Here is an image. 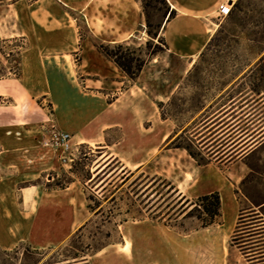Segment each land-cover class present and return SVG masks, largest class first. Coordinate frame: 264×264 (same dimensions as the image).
Masks as SVG:
<instances>
[{"label": "crops", "instance_id": "obj_1", "mask_svg": "<svg viewBox=\"0 0 264 264\" xmlns=\"http://www.w3.org/2000/svg\"><path fill=\"white\" fill-rule=\"evenodd\" d=\"M165 1L175 16L159 35L171 58L146 63L134 81L97 46L139 49L145 27L137 0L0 1V40L25 42L18 76L0 79V98L10 104L0 109L1 251L62 247L152 161L150 176L142 177L150 183L136 198L146 189L157 195L162 181L174 187L172 205L217 193L219 221L180 232L164 220H123L116 223L120 240L79 264H227L240 211L258 210L246 197L247 180L264 184V49L211 42L219 6L231 0ZM220 47L235 53L224 58ZM39 99L49 115L41 108L33 117L31 102ZM36 121L69 133L73 145L100 146L106 164L118 163L120 186L94 211L75 182L57 190L31 184L57 164L41 137H28ZM43 256L37 264H45Z\"/></svg>", "mask_w": 264, "mask_h": 264}, {"label": "rangeland", "instance_id": "obj_2", "mask_svg": "<svg viewBox=\"0 0 264 264\" xmlns=\"http://www.w3.org/2000/svg\"><path fill=\"white\" fill-rule=\"evenodd\" d=\"M1 1V0H0ZM143 1L151 0H137L139 3L143 16L144 27L143 34H139V41L137 44H141L139 50L145 57L147 63L152 60L168 59L171 58L165 50L161 39H151L146 33V15L148 22L150 23L153 32H160L161 27L167 21L169 12H171L169 6H162L160 4L152 2L154 7H148L146 11L143 9ZM167 4V3H166ZM231 10L227 16H220L217 12L216 23L219 25L217 31L213 34L211 42L215 45H234L240 43H249L255 46V50L250 53L259 54L264 49V0H231ZM216 15V14H215ZM160 27V29H159ZM136 43H132L129 48H135ZM25 47L23 40L14 38L10 40H0V79L14 78L19 74V53ZM112 47V46H111ZM221 50H217V53L221 54L224 58L231 57L232 51L230 47H220ZM152 52H156L155 55H151ZM237 52V51H236ZM73 61L76 64L78 62V56L73 57ZM148 87V93L151 95V80L148 79L145 82ZM4 87V86H2ZM6 98H0V109L7 108L10 104ZM18 110V116L22 114L19 112L20 107L16 105ZM45 109L49 115V105L43 100H32L31 102V114L35 117L36 112H40V109ZM166 107L164 113L166 115ZM53 128L51 122L44 123L42 121H36L30 126L31 139L42 138L41 143L48 136V131ZM10 133V132H8ZM15 136L19 137L17 132ZM119 135L113 133L112 138L117 139ZM48 148V147H45ZM71 154L74 156L73 161L69 164H62L58 158H55L57 164L53 168L54 171H45L40 174L36 181H33L32 185H41L46 188V185L51 186V189L57 190L58 187L55 184L66 187L70 180L75 182V186L81 191L86 199V202L90 206L100 205L110 198L115 192L116 188L120 186V180L122 179L119 172V165L115 160L106 164L107 156H105L103 149L100 146H85V145H73L71 143ZM102 156V157H101ZM101 157V158H100ZM103 161V162H102ZM58 165V166H57ZM152 161L138 173L132 181H129L123 189L117 193L114 198L117 201L110 203V201L103 204L91 217L90 223L81 233L77 234L73 238H70L62 247L47 251L45 254L41 251V254L47 256L46 262H81L84 256H88L93 253L94 250L101 248L109 243L118 242L119 231L116 227V223L123 220L132 221L133 217L136 219H158L164 220L165 224L177 225L183 229H190L197 225L199 222L195 220L187 219L184 221H176L179 218L178 210H172L169 208L175 198L168 194V189L165 185L166 181L160 182L156 190L157 195L151 197V193L145 194L143 192L137 198L136 194L146 187L150 180L146 181V178H142L145 174L150 176ZM71 171L76 172L80 179H77L71 174ZM91 176L92 180L87 181V177ZM107 190L100 198L96 197L93 192L103 187ZM50 189V188H49ZM250 197L254 202H258L264 199V185L259 180H253L252 185L249 187ZM158 195H160L158 197ZM87 198H90L87 201ZM17 200H19L17 198ZM173 207L175 205H172ZM189 206L183 208V211L187 210ZM182 211V212H183ZM180 212V214L182 213ZM178 214V215H177ZM253 218V220H251ZM256 217L245 218L237 238L240 240H247L248 243L256 241H264V229L261 223ZM252 236H249V235ZM232 236V235H231ZM229 238V246L230 245ZM229 256L227 257V264H248L244 260L245 258L236 248L231 246L229 249ZM7 255L0 253V264H36L41 258L33 254L34 251L30 249L26 244H21L13 251L6 252ZM77 256L76 260H72ZM44 257V256H43ZM22 261L20 262V260ZM45 262V263H46Z\"/></svg>", "mask_w": 264, "mask_h": 264}, {"label": "trees", "instance_id": "obj_3", "mask_svg": "<svg viewBox=\"0 0 264 264\" xmlns=\"http://www.w3.org/2000/svg\"><path fill=\"white\" fill-rule=\"evenodd\" d=\"M152 2L160 4L162 6H167L165 0H151L148 2L143 1V3H142L143 9L146 11V9L148 7H154L152 5ZM145 16H146V33H147V35L151 39H155V38L161 39V42H162L163 46L165 47V44H164L162 37H160L158 32H153L152 27H151L150 23L148 22V17L146 15V12H145ZM174 16H175L174 11L169 12L167 20L173 18ZM159 29H160V27H159ZM2 41H5V40H2ZM97 49L104 57L109 59L126 77H128L132 81H134L139 76V73L141 72L143 66L147 63L145 57L142 55V53L139 49L138 50L131 49L126 45L119 44V45H114L112 47L108 46V45H99V46H97ZM0 53H2L1 50H0ZM155 54H156V52L151 53V55H155ZM18 65H19V63H18ZM176 147H179V146H176ZM71 174L74 175L75 177H77V179H80L77 176L76 172L71 171ZM86 180L87 181L92 180L91 176H88ZM253 180L254 179L249 178L247 180V182L250 185H252ZM71 182H73V180H70L68 182V184H70ZM165 185L168 189V193H171L170 195H172V197L175 198V200H176L177 197H175L176 192L174 191V187L171 184H169L168 182H165ZM55 186L58 188H63L59 184H55ZM46 188H52V187L49 185H46ZM246 197L251 201V203L256 208H258V210H250V211H245V212H243L242 210L240 211L236 226L234 228L233 234H232L231 239H230V245L236 246V248L239 249V251L241 252L243 257L246 259V261L249 262L250 264H264V241H256V242L248 243L247 240H240L239 238H237L239 228L241 227V224L243 223V220L245 218H250V217L255 216L256 217L255 219L259 220V222L261 223V226H263V229H264V199H262L258 202H254L252 200V198L250 197V194H247ZM89 200H90V198H87V201H89ZM184 204L185 203H182V205H181V202H179V201L176 202V204H175V207H177L176 210H178L177 213L180 216H182L180 221L191 219V220H195L196 222H199V225H197L193 228H190L188 230L183 229V227L180 226L181 224H179V226H177L175 224L170 225L171 227L177 229L180 232H187V231L194 230V229H204V228H207V227H209V226H211L214 223L219 221V218L221 216V214H220V199H219V195L217 193L198 198L196 201H194L193 203H191L189 205V207L187 209H189V208L190 209L188 211L187 210L183 211V208L185 206ZM99 205H100V203L98 202L96 207L90 206V205H88V207H89V209H91V211H94L96 208L99 207ZM180 212H182V213L180 214ZM133 218L136 219V217H133ZM251 220H253V218H251ZM176 221L178 222V220H176ZM89 223H90V221H89ZM89 223H86L84 227L86 228ZM81 232H82V229H79L71 238H73L74 236H76L77 234H79ZM249 236H252V235L250 234ZM107 245H105V246H107ZM105 246H102L101 248L94 250L93 253L102 249ZM0 253L7 255L6 252H3L1 250H0ZM33 254L37 255L39 258L43 257V254L38 253V252H34ZM84 257H86V256H84ZM77 258L78 257L75 256L72 258V260H76ZM83 258H82L81 262L85 261V259H83ZM21 261H22V259L20 260V262ZM39 261H37V263ZM81 262H79V263H81ZM79 263L78 262H69L67 264H79ZM45 264H64V262H54V263L46 262Z\"/></svg>", "mask_w": 264, "mask_h": 264}, {"label": "built area", "instance_id": "obj_4", "mask_svg": "<svg viewBox=\"0 0 264 264\" xmlns=\"http://www.w3.org/2000/svg\"><path fill=\"white\" fill-rule=\"evenodd\" d=\"M231 10V4L226 3L219 6L218 13L220 16H227ZM71 135L67 132L52 128L48 131V136L42 142V145L51 148L56 152L58 160L62 164H69L73 161L71 154Z\"/></svg>", "mask_w": 264, "mask_h": 264}]
</instances>
